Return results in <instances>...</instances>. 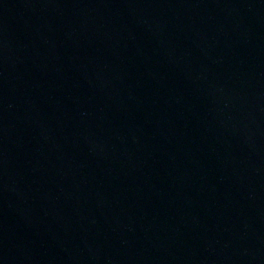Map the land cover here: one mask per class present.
I'll list each match as a JSON object with an SVG mask.
<instances>
[{"label":"water","instance_id":"water-1","mask_svg":"<svg viewBox=\"0 0 264 264\" xmlns=\"http://www.w3.org/2000/svg\"><path fill=\"white\" fill-rule=\"evenodd\" d=\"M0 264H264V0H0Z\"/></svg>","mask_w":264,"mask_h":264}]
</instances>
